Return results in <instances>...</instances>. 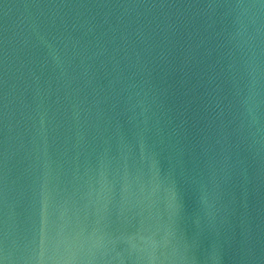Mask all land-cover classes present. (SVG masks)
I'll return each instance as SVG.
<instances>
[{
  "label": "water",
  "instance_id": "water-1",
  "mask_svg": "<svg viewBox=\"0 0 264 264\" xmlns=\"http://www.w3.org/2000/svg\"><path fill=\"white\" fill-rule=\"evenodd\" d=\"M0 264H264V0H0Z\"/></svg>",
  "mask_w": 264,
  "mask_h": 264
}]
</instances>
